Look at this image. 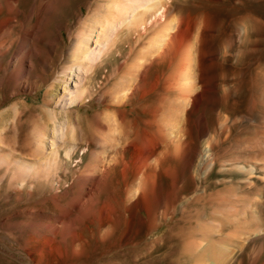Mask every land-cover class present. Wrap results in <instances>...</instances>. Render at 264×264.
<instances>
[{"label":"rangeland","instance_id":"rangeland-1","mask_svg":"<svg viewBox=\"0 0 264 264\" xmlns=\"http://www.w3.org/2000/svg\"><path fill=\"white\" fill-rule=\"evenodd\" d=\"M16 2L0 0V24L8 26L0 29V42L3 33L8 39L0 45V264L264 263V238L229 256L222 242L235 226L220 204L256 198L246 219L264 214V118L257 110L261 104L254 107L261 98L222 96L225 68H244L239 77L245 97L254 69L264 73V0L167 2V18L183 19V28L190 23L202 53L203 87L197 92L203 95L198 105L192 95L186 107L175 96L187 97L192 89L177 61L187 41L181 48L157 49L140 73L138 54L149 53L159 27L150 26L141 41L136 35L120 41L106 52L97 74L86 75L88 95L74 104L77 76H69L68 85L61 80L81 41L78 28L96 0ZM247 17L256 22L250 35L233 27ZM21 24V33L27 30L34 40L31 66L17 54ZM244 37L252 44L242 50ZM44 43L48 53L38 54ZM96 43L93 37L91 50ZM126 68L136 90L117 97L113 88ZM176 70L175 88L167 90ZM149 145L154 147L145 151Z\"/></svg>","mask_w":264,"mask_h":264},{"label":"bare ground","instance_id":"bare-ground-1","mask_svg":"<svg viewBox=\"0 0 264 264\" xmlns=\"http://www.w3.org/2000/svg\"><path fill=\"white\" fill-rule=\"evenodd\" d=\"M16 1L20 2V0H16ZM38 1L40 2L41 6H51L53 2H56L58 0H38ZM102 1H105L106 3H104L103 5L102 3H100ZM168 1L169 0H96V3L94 4V7L91 10H90L91 6H89V15L90 14L92 15L88 18L87 22L85 21L86 22L85 25H81L78 28V32L76 33V39L81 41L79 42V44L76 43L74 51L70 54L71 66L64 71V76L63 79L61 80L63 81L64 84L68 85V83L70 82L69 80H71L68 79L69 76L71 77H73L74 75L77 76V81L75 86L78 89V91H77V96H74L73 94L72 96H70L72 98L71 99L72 103L74 104L78 102L80 103L81 98H84L85 96L88 95V90L86 87H84V85L87 83L86 75H88L89 77V74H91L90 76L92 75L94 76L97 74L99 65L103 57L106 55V52H108L114 46L118 47L120 41L131 40L134 35L139 36V41H141L140 39L143 38V36L149 32L150 26L155 25L156 27L159 28L157 29V32L152 36V41H151L152 43L150 46L149 53H145L144 57L143 54L141 53L138 54V60H140L141 63L139 65H135L136 73L141 72L144 63L148 61L150 59V55H154V53H156L159 50V48L161 50L162 48L163 49L171 48V45L173 44H175L176 47L180 46L181 48V45H183L187 41L186 43L187 48L183 51V53L180 55V48L177 51L178 54L180 55L179 56L180 59L178 58L179 60L177 61H179L180 64L179 67L180 66L182 67L181 71L185 70V72L189 74L190 80L188 81L192 89L191 91H189V94L187 93V97L186 95L183 97L176 95L175 98H181V99H176L175 102L176 103L181 102V104L183 103V105L186 107L189 103L188 99L196 97L197 98L196 105H198L199 100H201L203 95V94L200 95L201 93L198 94L197 92L200 91L203 87L201 85L200 76H199V74H201L199 71L200 58L202 57V53L199 48L200 42L198 40V36L194 37V35L192 34L191 31L192 28L190 29L189 27L190 23L188 24L187 27L183 28L185 25L183 19L179 17H171L169 19L167 18L166 6H168L167 4ZM81 3L86 5V0H81ZM50 8L51 7L47 8L46 10H50ZM101 11L104 12V15L101 13ZM8 21L10 23V20ZM162 22H166V25H164L163 27L161 24ZM254 22L255 21L253 18L247 17L242 19L241 21H238V23H235L236 25L233 24V27L234 28L240 27V29L243 30L245 34L250 35V33L254 30L255 27ZM7 27H8L7 24H0V29ZM24 27H26L24 24L18 26L19 28L18 31L20 32L18 33L20 36V40H18L19 47L17 54L25 55L21 60L27 62L29 61V64L31 66L32 61H31V57L29 56L31 55L32 52L30 51V47L33 46L34 40L26 36V33H28L27 30L21 33L20 30H23ZM60 33H61V40H66V36L62 32ZM3 34L4 36L2 37V41L0 42L2 48L6 46L8 41V39L5 37V33ZM93 37H97V43H96L97 45H96V49L91 50L89 44L92 41ZM244 40H247V38L245 39L244 37L243 41H241L240 39L241 42L240 48L242 50L245 49L249 44H252V43L248 44ZM154 42L155 44L153 45ZM224 44H225L224 53L228 54V52H231L230 47L232 45V35L230 33L227 34ZM46 46H47L46 43H44V48L43 46L37 47L38 54H41L43 52L48 53L49 50ZM50 47L55 49L56 47L59 48L61 46L58 44L56 45L53 42H50ZM242 50L240 53H242ZM245 56H241V57L244 58ZM46 63L48 62L46 61ZM175 64L177 66V63ZM175 64H174V68H176ZM240 64L242 63L240 62ZM242 69L225 68V72L222 77V83H223L222 96L223 98H233V96H235V98H252V99L261 98L258 101L259 103L254 101V107H256L258 104H261L257 110L259 112V117L264 118V73L262 72L260 66H259L260 71L254 69L256 73L254 74L253 78L250 80V86H249L250 89H248V91H251L250 92L251 94L249 97H245L243 95V91L244 89H246V84L244 83V78L240 79L239 77L243 73ZM177 70L175 73L174 72L171 73L172 74L171 77L167 78L166 81L167 90L175 88L174 86L175 78L178 76V74L180 76V73H178ZM129 75H130V71H128V68H126L124 73H122L119 82L113 88L114 89L113 92L117 93V97L119 96V94H122V96H124L125 98L128 97L129 94H134L136 88L132 87L133 84L132 85L129 84V80H128ZM238 78L240 80H238ZM170 79H173L174 82H171ZM181 83L182 82H180V84ZM27 84L29 85V83ZM58 84L59 82L57 81V83L53 86L52 89H55ZM208 90L209 89H206L205 91ZM258 90L259 91L262 90L260 92L261 94L259 93V95L258 94L255 95L256 94L255 92L256 91L258 92ZM203 93L205 92L203 91ZM192 95H194V97H192ZM182 99H184L185 101H182ZM176 121L179 122L180 121L179 118H177ZM155 122H157V120ZM176 129L177 128H175V131H177ZM249 134L250 136L254 137L257 141L261 140V137L257 134V131H251ZM183 135L186 136L185 134ZM148 140L152 143V145L157 144V141L153 140L152 138L150 139L148 138ZM57 142L58 140L54 141L53 144L57 145L58 144ZM153 147L154 146L149 145V147H147L145 151L152 150ZM207 148L210 149L209 145H207ZM67 154L69 155V153ZM141 158L142 156H140L137 159V161H141L140 160ZM258 199L259 198H257V200ZM263 199L262 201L259 202H261L260 205L262 206L261 211L263 210L264 212ZM233 200L231 198V200L227 199L221 201L220 203L222 207L226 208L227 215L229 217L227 223H229V225L235 226V231H232V233L229 234L228 237H224V241L222 242L223 244L228 246L227 251L230 253L229 254L230 257L236 251H240L243 248H245L253 239L264 238V214L263 216H259L258 218L256 216V218L253 219V221L250 220L249 218L246 219V217H249L248 213L252 210L254 203L257 202L255 201L256 198L253 201L246 198H242V199L237 198L232 203L233 204L232 205L230 203ZM241 202L243 205L246 203L245 204L246 209L244 211H241L239 209ZM214 209H215L214 211L217 210V208ZM242 218H244L245 221ZM230 261L231 260H226V262L223 260H218V263H213V264H229ZM258 261L259 260H251V264H257ZM195 264H209V263L206 260H197Z\"/></svg>","mask_w":264,"mask_h":264}]
</instances>
